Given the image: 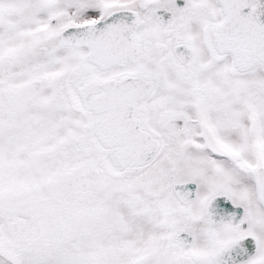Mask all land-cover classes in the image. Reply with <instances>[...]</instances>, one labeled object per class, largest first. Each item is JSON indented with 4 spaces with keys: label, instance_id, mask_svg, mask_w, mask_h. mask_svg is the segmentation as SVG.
Instances as JSON below:
<instances>
[{
    "label": "snow or ice",
    "instance_id": "1",
    "mask_svg": "<svg viewBox=\"0 0 264 264\" xmlns=\"http://www.w3.org/2000/svg\"><path fill=\"white\" fill-rule=\"evenodd\" d=\"M0 264H264V0H0Z\"/></svg>",
    "mask_w": 264,
    "mask_h": 264
}]
</instances>
